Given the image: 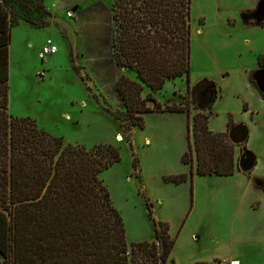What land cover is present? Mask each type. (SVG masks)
<instances>
[{
	"label": "rangeland",
	"instance_id": "obj_1",
	"mask_svg": "<svg viewBox=\"0 0 264 264\" xmlns=\"http://www.w3.org/2000/svg\"><path fill=\"white\" fill-rule=\"evenodd\" d=\"M42 1L43 7L38 8L24 6L26 0H5L17 17L47 23L34 28L20 22L10 30L8 114L34 120L39 129L61 138L63 146L118 149L120 161L101 173L100 179L122 219L128 250L132 244L153 241L145 207L148 201L152 218L168 223L169 235L175 239L166 264H228L237 259L242 264H264V192L253 182L259 199L233 202V195L225 192L231 184L221 182L220 177L193 174L191 181L181 185L164 181L169 176L189 175L191 167L195 168L193 152L191 166L181 162L192 144V106L181 117L180 133L174 128L160 130L166 120H176L173 116L178 115H151L143 129L133 130L130 120L120 124L109 114L124 109L115 90L119 71L135 80L133 72L122 70L112 58L115 0H62L60 7L57 0ZM253 1L191 0L188 81L184 77L168 81L153 97L161 107L183 105L184 96L197 83L212 82L216 97L208 128L213 133H223L231 125L246 128L244 144L235 146L228 139L226 143L233 153L237 149L242 154L245 147L254 155L256 165L249 174L262 175L253 179L264 186V99L250 83L252 72L259 68L257 58L264 55V29L242 26L241 16ZM261 5L264 1L246 13V22L264 23ZM46 40L53 42L58 53L42 59ZM70 52L80 60L82 55L79 67L88 75L74 71ZM147 94L144 89L141 97ZM146 106L153 107L151 103ZM130 146L138 161L136 169ZM144 259L135 258L130 264H151Z\"/></svg>",
	"mask_w": 264,
	"mask_h": 264
},
{
	"label": "trees",
	"instance_id": "obj_2",
	"mask_svg": "<svg viewBox=\"0 0 264 264\" xmlns=\"http://www.w3.org/2000/svg\"><path fill=\"white\" fill-rule=\"evenodd\" d=\"M20 1V0H15ZM23 2V1H21ZM24 6L42 8V0H26ZM42 6V7H41ZM0 0V256L3 264H130L145 258L151 264H166L175 244L166 222L152 218L153 241L127 247L122 219L112 205L100 174L120 161L117 148L99 145L63 146L62 139L39 129L30 118H14L8 108V48L10 30L20 22L34 28L47 23L17 17ZM191 0H115L112 7V58L135 80L121 74L115 90L123 112H109L120 124L143 129L144 115L153 112L195 114L191 118L192 144L181 157L195 168L189 175L165 177L180 185L193 174L231 176L237 170L232 146L224 133L208 128L216 97L212 82L203 80L187 92L183 105L161 107L153 95L168 81L190 74ZM43 13V11H42ZM49 17V13L44 12ZM263 28L264 23H256ZM264 68V55L257 58ZM253 88L254 84L250 79ZM148 94L142 98V92ZM264 99L263 95H260ZM183 100V98H182ZM151 103L150 109L146 106ZM107 112V111H106ZM228 139V140H227ZM230 142V141H229ZM132 153V167L138 161ZM245 152V150H244ZM252 182L264 192L261 180Z\"/></svg>",
	"mask_w": 264,
	"mask_h": 264
},
{
	"label": "crops",
	"instance_id": "obj_3",
	"mask_svg": "<svg viewBox=\"0 0 264 264\" xmlns=\"http://www.w3.org/2000/svg\"><path fill=\"white\" fill-rule=\"evenodd\" d=\"M264 0H254L253 2V5L250 7V8H247L245 11H242L241 12V16H242V26L244 27H248V28H259V29H264L263 28H260V27H257V26H253L251 25V23L249 22H246L245 20H247L246 18V13L248 12H251L252 10L254 11L255 7ZM61 2H63L62 0H57V6L60 7L61 5ZM43 3V1H42ZM256 10V9H255ZM260 10L261 12L260 13H263L264 12V7H262V5L260 6ZM262 15V14H261ZM75 48V46H74ZM72 48V49H74ZM82 50V48H81ZM76 51V49H75ZM58 53V49H57V52L55 54ZM74 53H78V50L77 52H74ZM83 53V51H82ZM54 54V55H55ZM70 55H71V62H72V66H73V69L74 71H78L81 73V76L82 75H85L86 71L85 69H81V67H79V65L83 66V57H84V53H83V57L81 55V60L80 59H77L76 58V54H74V56H72V52H70ZM53 56V55H51ZM73 60V61H72ZM81 61V62H80ZM78 65V66H76ZM116 65V64H115ZM260 69V68H258ZM77 74V73H76ZM87 74V73H86ZM88 75V74H87ZM120 75V71L118 73V76ZM117 76V78H118ZM9 79H10V75H9V72H8V86H9ZM8 96H9V90H8ZM120 101V100H119ZM121 104H122V101H120ZM123 106V104H122ZM120 111H123L122 108ZM151 115H155V116H166V115H178V116H173V117H178L176 120H166L167 123H164L165 127H162V129H160L161 131L164 129L165 131H167V129H172L174 128L176 132H181L183 127H184V120L183 117L184 114L183 113H170V112H153V113H148L146 115H144L143 119L145 120V124H147V120L148 118L151 116ZM172 117V116H171ZM188 118V117H187ZM192 120V119H191ZM188 122L186 123V131H187V134H188ZM237 126V125H236ZM239 126V125H238ZM241 126V125H240ZM243 126V125H242ZM235 126H233L232 128H234ZM231 128V129H232ZM135 128H133L134 130ZM226 132V131H225ZM224 133V132H223ZM116 137H118L116 135ZM243 150H245V147L243 148ZM246 151V150H245ZM181 154V153H180ZM241 155V152L237 149H235V153H234V156H235V160L238 162V159ZM180 156V155H179ZM181 157V156H180ZM237 165V163H236ZM255 165H256V160H255ZM255 167V166H254ZM250 172H247V173H243L241 171L237 170L233 173V175L231 176H215V175H210V176H207V177H220L219 180L221 182H224L225 184H231L227 190H225V192L229 193L230 196H232V201L233 202H237V201H240V200H254V199H259L258 197V192H256V188H254V186H252V179L253 178H260L262 175L260 174H255V175H252V174H249ZM203 177H206V176H203ZM184 184V183H183ZM181 185V184H180ZM242 192V193H241ZM260 192V191H259ZM175 246V244H174ZM174 249V247H173ZM172 249V251H173ZM172 253V252H171ZM171 255V254H170ZM232 262H237L238 264H242V259H237V260H233Z\"/></svg>",
	"mask_w": 264,
	"mask_h": 264
},
{
	"label": "water",
	"instance_id": "obj_4",
	"mask_svg": "<svg viewBox=\"0 0 264 264\" xmlns=\"http://www.w3.org/2000/svg\"><path fill=\"white\" fill-rule=\"evenodd\" d=\"M251 81L254 84L256 91L264 96V68H260L252 72L250 76ZM228 139L233 145H242L247 139V130L244 126H235L228 132ZM255 166V157L252 153L243 152L237 162V168L243 173L251 171Z\"/></svg>",
	"mask_w": 264,
	"mask_h": 264
},
{
	"label": "built area",
	"instance_id": "obj_5",
	"mask_svg": "<svg viewBox=\"0 0 264 264\" xmlns=\"http://www.w3.org/2000/svg\"><path fill=\"white\" fill-rule=\"evenodd\" d=\"M56 52H57V47L53 44V42L51 40H46L45 43L43 44L42 48H41L40 57L43 59L47 56L54 55ZM228 264H238V263L237 262H229Z\"/></svg>",
	"mask_w": 264,
	"mask_h": 264
}]
</instances>
